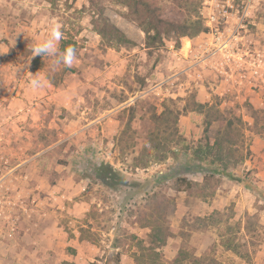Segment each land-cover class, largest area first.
Returning <instances> with one entry per match:
<instances>
[{"label":"rangeland","instance_id":"1","mask_svg":"<svg viewBox=\"0 0 264 264\" xmlns=\"http://www.w3.org/2000/svg\"><path fill=\"white\" fill-rule=\"evenodd\" d=\"M195 1L199 14L187 18L208 28L215 0ZM218 1L234 6L221 17L231 54L213 55L212 36L201 33L195 58L210 65L190 71L183 45L194 38L148 48L143 28L115 2L0 0V200L16 226L13 238L0 236V264H264V0ZM104 18L130 43L109 31L103 38ZM55 22L76 44L70 67L31 57ZM37 72L46 81L38 90ZM194 102L207 104L204 115ZM235 117L243 124L227 162L240 181L205 183L195 148L213 144ZM167 127L189 149L178 134L156 149ZM101 163L128 185L97 180ZM152 213L171 234L154 253L150 228L140 227Z\"/></svg>","mask_w":264,"mask_h":264},{"label":"trees","instance_id":"2","mask_svg":"<svg viewBox=\"0 0 264 264\" xmlns=\"http://www.w3.org/2000/svg\"><path fill=\"white\" fill-rule=\"evenodd\" d=\"M120 4L128 9L127 18L130 21L138 23L139 27L143 28L144 32L147 35L148 39V48H154L158 44L162 47L164 46V39L175 37L177 39V48H181V39L183 38H195L201 33H208L209 29L204 26L202 20L197 19L195 21L188 20V16L193 14H199V2L195 0H176L169 8H164L156 0H109ZM100 2V1H99ZM99 2H95V0H90V3L94 7L99 6ZM99 16L103 17L105 13L104 8H100L98 10ZM105 28L101 29L100 35L103 38H106L107 32L114 33L118 35L121 40V43L128 44L130 41L126 38L123 32L114 24L111 23L109 19L104 18ZM110 41V40H109ZM76 44L72 43V41L68 38H65L61 42L60 50L61 52L67 47H75ZM195 106H197V110H194L199 115H204L203 109L207 107V104H201L198 102H194ZM211 111H209L210 113ZM135 113L131 116L134 117ZM160 120V118H158ZM162 119V118H161ZM221 120V119H220ZM219 120V121H220ZM243 124V121L240 118H230L227 121L226 128L224 132L219 131L217 134V138L213 144L209 141L206 145H198L195 148L193 153V157L197 160V164L195 167L203 173V179L205 183H208L210 179H214L216 176L219 177H228L231 180L240 181L235 178L233 175L228 172V162L231 157H234L233 147L237 142L234 139L236 136V130H238L237 125ZM207 127L205 129V134L209 132V128L212 125L211 120L206 123ZM165 139L162 142H156V149H159L162 145L167 146L170 141V136L173 137L178 134V131H174L173 134L169 132V128L163 130ZM162 132V133H163ZM159 134L155 137L158 138ZM178 138L182 142V144L189 149V146L185 139H183L179 134ZM236 142H235V141ZM157 141V140H156ZM165 160V158H162ZM244 158H239L235 160V163L244 162ZM236 165V164H235ZM94 175L102 184L113 188L114 190H119L122 187H126L128 182L126 179L121 178L119 176V172L113 168L109 163H101L99 166L95 167ZM179 183H185L189 187L198 186L196 182H191L187 178H178ZM137 184V183H136ZM135 183H131L129 186L131 188H136L137 185ZM139 186V184H138ZM161 214L157 216V214L152 213L148 216L147 223H140V227L142 228H150L151 234V246L148 248L150 252H156V248L163 247L167 240L171 237V234L168 232L167 228L161 224ZM151 220V221H150ZM160 223V224H159ZM146 250V247H142ZM118 262L120 260V256L117 258ZM181 258L178 257L174 264H180Z\"/></svg>","mask_w":264,"mask_h":264},{"label":"built area","instance_id":"3","mask_svg":"<svg viewBox=\"0 0 264 264\" xmlns=\"http://www.w3.org/2000/svg\"><path fill=\"white\" fill-rule=\"evenodd\" d=\"M212 4L213 7L209 10L207 24L209 29L208 34H210L214 40L212 50L213 55H217L218 53L222 55L231 54L230 39L232 37L229 36L230 34H228L229 31L227 29H222L221 26L223 25V22H221V17H228V8L232 9L234 6L230 3V1L221 4L218 0H215V2H211V5ZM225 45H228V47L226 49H222ZM15 232V223L5 215L4 204L2 205V200H0V236L6 235L9 238H13L16 234Z\"/></svg>","mask_w":264,"mask_h":264},{"label":"clouds","instance_id":"4","mask_svg":"<svg viewBox=\"0 0 264 264\" xmlns=\"http://www.w3.org/2000/svg\"><path fill=\"white\" fill-rule=\"evenodd\" d=\"M64 38V33L61 30V25L58 22L51 24L48 35L41 41L36 42L31 51L32 56H48L57 57V63H62L65 66H72L77 59V50L75 47H67L62 52L59 50V42ZM46 81L38 75V72L33 75L31 86L34 89L43 88Z\"/></svg>","mask_w":264,"mask_h":264},{"label":"crops","instance_id":"5","mask_svg":"<svg viewBox=\"0 0 264 264\" xmlns=\"http://www.w3.org/2000/svg\"><path fill=\"white\" fill-rule=\"evenodd\" d=\"M203 35L206 36L205 34H202V35H200V36H198V37H196L194 39H185L186 43H188V42L191 43V46H190V49H189V53H188V60H184V63L186 65L187 64L189 65V67L187 69L192 68V67L193 68H198L200 66L201 67H207V66L210 65L209 64V61H210L209 58L208 59H204L203 61H199V60H197L195 58L196 56H199L201 51L204 49L203 45L201 46L202 50L199 47V45H200L199 42L202 39ZM185 45L186 44H184L183 46L185 47ZM207 48L210 49V46H208ZM182 50H183V48H182ZM183 54H184V52H183ZM193 68L190 71H192ZM170 82H172V84L175 85V83L178 82V81L173 78ZM180 89H181V87H180ZM195 117H197V116L195 115Z\"/></svg>","mask_w":264,"mask_h":264},{"label":"bare ground","instance_id":"6","mask_svg":"<svg viewBox=\"0 0 264 264\" xmlns=\"http://www.w3.org/2000/svg\"><path fill=\"white\" fill-rule=\"evenodd\" d=\"M228 47V45H225V46H223L222 47V49H226ZM189 48H190V43L188 42V43H186V45H185V47H184V51H189Z\"/></svg>","mask_w":264,"mask_h":264}]
</instances>
